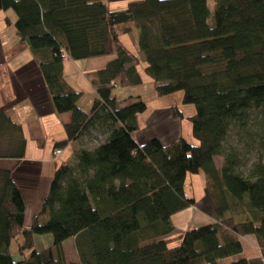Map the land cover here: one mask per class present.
Masks as SVG:
<instances>
[{"label": "trees", "instance_id": "1", "mask_svg": "<svg viewBox=\"0 0 264 264\" xmlns=\"http://www.w3.org/2000/svg\"><path fill=\"white\" fill-rule=\"evenodd\" d=\"M212 2L213 12L210 0H139L118 11L105 0H0V11L17 15L16 35L30 47L54 110L71 113L54 156L90 130L98 141L55 171L27 228L22 186L11 169L0 168V264H220L242 254L246 236L264 254V0ZM134 28L135 52L121 40ZM138 53L156 95L181 91L183 104L195 106L188 117L195 145L182 137L167 145L133 137L148 106L139 98L121 108L127 100L113 91L142 83ZM99 57L111 59L95 74L99 91L87 112L63 65ZM170 114L184 119L178 106ZM235 130L244 134L242 150L228 141ZM27 146L22 125L0 109V159H24ZM200 172L216 220L172 235V217L196 206L185 189ZM43 234L53 244L37 249L35 236ZM70 239L78 262L63 247ZM14 240L18 260L10 251Z\"/></svg>", "mask_w": 264, "mask_h": 264}, {"label": "crops", "instance_id": "2", "mask_svg": "<svg viewBox=\"0 0 264 264\" xmlns=\"http://www.w3.org/2000/svg\"><path fill=\"white\" fill-rule=\"evenodd\" d=\"M136 1L139 0H105V4L111 10L118 11L126 9L129 3ZM2 14L7 16V22L16 17L13 14ZM8 29L9 33L4 41L0 34V109L8 112L13 122L22 125L28 146L24 159H0V168L11 169L17 182L22 186L26 197V223L31 225L33 216L29 220V214L41 212L42 203L50 190L55 171L62 164H71L74 154L81 148L92 150L98 141L94 140L97 135L95 130H90L85 132L80 140L70 143L60 156H54L53 146L66 137L64 127L70 123L71 113L59 114L54 110L53 99L46 88L45 79L40 73L30 47L20 40L16 31H12L10 27ZM5 47L10 49L6 51ZM134 50L133 48L132 51ZM138 54L142 64L144 55ZM110 59L111 57H99L76 62L67 58L64 61L65 80L71 87L83 93L79 105L87 112L90 111L99 91V87L94 83L95 74L105 68ZM138 72L143 82L145 72H140L139 68ZM122 86L128 88L123 87L115 91V95L121 101L127 100L120 105L121 108L133 105L139 101V98L144 102L142 96H126L131 94V88L127 83ZM176 106L165 104L155 107L146 119L149 123H146L145 128L138 123L140 129L133 135L136 141L143 144L148 140L159 138L164 145H167L182 137L195 145L192 125L186 121V116L182 113L183 120L173 119L170 114V109ZM202 175L198 178L201 179L199 184L201 189L202 187L205 189V178ZM185 190L188 198L196 200V206L172 217L171 223L174 226L172 235L203 227L216 220L214 203L206 189L199 200L196 199L192 185L187 186ZM241 241L242 254L220 260L219 263L232 264L236 259L244 258L249 264H264V254L258 241L252 236H246Z\"/></svg>", "mask_w": 264, "mask_h": 264}, {"label": "rangeland", "instance_id": "3", "mask_svg": "<svg viewBox=\"0 0 264 264\" xmlns=\"http://www.w3.org/2000/svg\"><path fill=\"white\" fill-rule=\"evenodd\" d=\"M209 7H211L212 12L214 11V6H213V2L212 0H210L209 3ZM2 13H8V14H13L17 17L15 11L13 9L8 10V11H0V34L2 37V40L4 41V39L6 38L5 36H7V34L9 33V29L8 27H10L12 29V31H16V26L15 23L17 21V18L15 17L14 19H12L10 22V25L7 24V16H2ZM8 27H7V26ZM13 27V28H12ZM140 35V32L134 28L133 32L130 33V35H125L121 38L122 43H124V45L126 47H128L130 50H133L134 48V43H136V41L138 40V37ZM6 51H8L10 49V47H5ZM135 52V50H134ZM137 53V52H136ZM147 63H145L144 60H142V64L139 66V71L140 72H144V69L146 67ZM144 74V79L143 82L140 85L137 86H132L131 88V94H126V96H142L144 102L146 103V105L148 106V109L143 113L140 114L138 117V123H140V126L144 127L146 126V123L148 120H146L148 118V115L150 114V112H152L155 107H159L160 105H174V106H178L179 109L182 111V113L186 116V121L190 122L189 119H187L188 117H190L191 115H195L196 113V109L195 106L192 104H183L182 100H183V95L184 93L179 91V92H175L172 95L169 96H165V97H159L158 95H156V90L154 86L153 81L147 76V74ZM128 88L125 86H119L116 87L115 90L113 92H115L118 89H122V88ZM160 104V105H159ZM140 133V132H139ZM239 131L235 130V131H231L230 133V137L228 139L229 143L234 145L235 147H238L239 149H243L244 144V134L242 133L241 135L238 134ZM248 158H250V164L253 163V161L255 160V155L253 153V155H249ZM224 162V157H217L215 158V165L216 167H218L219 169L222 168ZM202 172H200L199 175H190L188 177L189 179V184L192 185L193 190L195 191V196L196 199L199 200V198L201 197V194L205 193V189L202 187L201 189V184H199V181H201ZM203 176V175H202ZM204 181V180H203ZM189 185V186H190ZM204 189V190H203ZM198 209V208H197ZM38 214V213H37ZM36 215L34 214H29V220L31 219V216ZM30 224L26 223L25 227H29ZM18 239L20 240L21 243H24L25 240L23 238V236H19ZM35 248L37 249H43L44 247H49L53 244V240L52 236L50 234H43L42 236H35ZM72 239L64 242V249L66 250L67 253V258L70 260V262H78L79 259H77L76 256V248L74 246V241H71ZM173 245H176V242L171 243ZM10 251L12 252V255L14 256L15 259L18 260V257L21 256L20 255V245H19V241L14 240L11 244L10 247ZM22 251H24V257H28L31 254V250H26L23 249Z\"/></svg>", "mask_w": 264, "mask_h": 264}, {"label": "built area", "instance_id": "4", "mask_svg": "<svg viewBox=\"0 0 264 264\" xmlns=\"http://www.w3.org/2000/svg\"><path fill=\"white\" fill-rule=\"evenodd\" d=\"M62 56H63V58H66L65 55H62ZM61 153H62L61 151H57V152H56V155H57V156H60ZM57 156H56V157H57Z\"/></svg>", "mask_w": 264, "mask_h": 264}]
</instances>
